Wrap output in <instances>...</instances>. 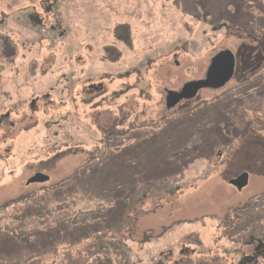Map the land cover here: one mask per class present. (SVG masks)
Returning <instances> with one entry per match:
<instances>
[{"label":"rangeland","instance_id":"1","mask_svg":"<svg viewBox=\"0 0 264 264\" xmlns=\"http://www.w3.org/2000/svg\"><path fill=\"white\" fill-rule=\"evenodd\" d=\"M0 37V264H226L264 223V0H0Z\"/></svg>","mask_w":264,"mask_h":264},{"label":"flooded vegetation","instance_id":"2","mask_svg":"<svg viewBox=\"0 0 264 264\" xmlns=\"http://www.w3.org/2000/svg\"><path fill=\"white\" fill-rule=\"evenodd\" d=\"M248 206L247 208H249ZM251 208L249 209V212ZM243 215L244 214L238 215L237 217L239 218L235 220L233 218L230 219V221L233 223V232L235 229L239 228L242 223L244 225L245 221L249 220V216L246 218ZM256 220L257 219L253 220L251 224H248L251 226V229L242 232L243 234L241 236V243L234 251L229 254L231 257L229 260L230 263L226 264H264V223L261 222V224L259 220H257L259 222L257 223ZM238 221H240V223H238ZM254 226H260V229L255 231L253 229ZM261 226H263V228ZM222 257H224V254ZM218 261V257H216L212 264H224L218 263Z\"/></svg>","mask_w":264,"mask_h":264},{"label":"trees","instance_id":"3","mask_svg":"<svg viewBox=\"0 0 264 264\" xmlns=\"http://www.w3.org/2000/svg\"><path fill=\"white\" fill-rule=\"evenodd\" d=\"M122 30V34L124 35H119V31ZM115 39H117L118 41H121V43H127L128 45H130V40H131V36H130V31L129 28L127 26L121 25L119 27H117V30H115ZM5 41H3V38L1 39L0 37V57L6 59L8 58V47H10L9 45L12 46V48H14V45L11 43L10 39H4ZM108 53V52H106ZM13 55V52H12ZM119 57V54L116 56ZM12 58V57H10ZM8 58V59H10ZM32 75L34 74V71L32 70V67L30 68ZM33 197H27V200H34L32 199ZM254 200H258V201H264V194L259 196L258 198H253L251 201ZM11 212H6V209L8 208V206H4L2 208H0V221L2 220H6L8 219V217H11L15 214H19L22 210V206L20 204V201L15 202ZM104 206L102 204H95L93 206L87 207L86 209H84L83 211H79L76 213L73 221L76 224H81L84 223L86 221H91L94 220L98 215H101L104 213ZM182 225V223L177 224L174 227L168 228L166 229L159 237L158 240L163 239L164 237H166V235L168 233H172L176 228L180 227Z\"/></svg>","mask_w":264,"mask_h":264},{"label":"water","instance_id":"4","mask_svg":"<svg viewBox=\"0 0 264 264\" xmlns=\"http://www.w3.org/2000/svg\"><path fill=\"white\" fill-rule=\"evenodd\" d=\"M233 71L234 60L232 55L229 52L219 53L211 60L204 85L208 87L224 86L231 79ZM46 181H48V177L36 174L27 181V184L43 183ZM247 182V176L241 174L237 178L231 180L230 185L240 191L247 185Z\"/></svg>","mask_w":264,"mask_h":264}]
</instances>
